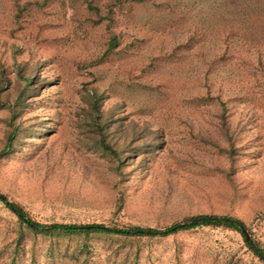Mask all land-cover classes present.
Returning <instances> with one entry per match:
<instances>
[{"label":"rangeland","instance_id":"rangeland-1","mask_svg":"<svg viewBox=\"0 0 264 264\" xmlns=\"http://www.w3.org/2000/svg\"><path fill=\"white\" fill-rule=\"evenodd\" d=\"M18 66L35 86L15 123L33 128L0 158L7 202L43 225L162 231L230 216L264 251V0H0V100L9 105ZM91 93L110 122L105 143L129 155L141 137L149 153L120 165L98 143ZM10 118L2 107L0 151ZM18 230L0 202V264ZM78 242L59 240L50 258V239L27 235L18 264H77L56 251ZM86 243L87 264H264L240 234L213 227Z\"/></svg>","mask_w":264,"mask_h":264},{"label":"trees","instance_id":"trees-1","mask_svg":"<svg viewBox=\"0 0 264 264\" xmlns=\"http://www.w3.org/2000/svg\"><path fill=\"white\" fill-rule=\"evenodd\" d=\"M133 3H144L147 0H129ZM96 10V9H94ZM253 17L255 20H258L259 17H263L258 12L253 10ZM229 36V35H226ZM110 49L116 46L115 37L111 38ZM16 74L19 83L18 96L15 99L14 103L9 105L5 101L0 100V109L6 107L10 111V131L7 133L5 138V144L2 150L0 151V158L7 156L13 144L16 142L18 137L22 134H25L28 131H31L33 127H28L27 129L20 128L19 124L15 123V120L18 118V114L21 111L22 106L24 105L23 101L26 98L30 90H33L35 86V80H32L31 77L26 76L25 67L18 66L16 68ZM3 73L0 71V76ZM21 84V85H20ZM87 110L92 114L93 120L91 121V126L93 132L98 135V143L103 144L107 152L120 164L123 165L126 163V159L130 158L131 153H137L139 156L145 155L150 152L151 145L139 143L141 142V137L136 138L137 141L130 144L129 146V155H122L124 151L116 150L109 143H105L106 136V124L110 123L108 120L103 119V115L100 111L101 106V96L91 93L87 95L86 99ZM42 133L43 131H38ZM22 133V134H21ZM21 134V135H20ZM135 144V145H134ZM0 202L3 204L5 209L10 212L16 219L19 230L15 238L13 239V245L10 250L11 256H9L7 264H18L19 262V251L20 245L27 235H32L33 237L39 236L42 238L50 239V243L47 247V254L50 258H54L53 251L59 248L58 241L61 239H79L80 242L72 249L70 252L67 251L66 245L62 251H56V256H66L72 262H78L77 264H87V257L89 255V247L86 243V240L90 236L97 234H103L105 236L111 237H121L124 239L127 238H143V237H164L171 234H174L177 231L187 230L195 227H213L219 228L227 231H233L242 236L243 243L251 255L257 258L259 261L264 262V251L259 248V245L251 238H245L243 230H245V225L238 219L230 216H216V215H197L187 219H184L178 224H174L168 228H165L162 231H157L151 228H140V227H127L125 229H108L104 228L102 225L97 224H64V223H52V224H39L32 220L28 213L23 209L22 206L13 202H7V199L4 195L0 193ZM30 264H35L33 258L30 259Z\"/></svg>","mask_w":264,"mask_h":264},{"label":"water","instance_id":"water-1","mask_svg":"<svg viewBox=\"0 0 264 264\" xmlns=\"http://www.w3.org/2000/svg\"><path fill=\"white\" fill-rule=\"evenodd\" d=\"M243 234L245 235V238L247 239L248 238V235L246 234V231L243 230Z\"/></svg>","mask_w":264,"mask_h":264}]
</instances>
